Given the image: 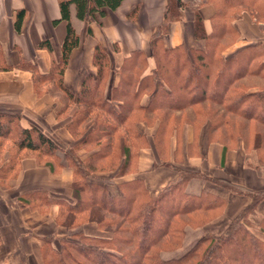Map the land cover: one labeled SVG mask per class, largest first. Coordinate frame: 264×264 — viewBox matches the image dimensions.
Masks as SVG:
<instances>
[{"label": "trees", "instance_id": "obj_1", "mask_svg": "<svg viewBox=\"0 0 264 264\" xmlns=\"http://www.w3.org/2000/svg\"><path fill=\"white\" fill-rule=\"evenodd\" d=\"M121 2L59 0L66 32L59 54L52 57L45 72L24 60L8 64L0 51V71L29 70L35 92L40 93L39 81L50 82L60 92L62 105L55 112L57 119L71 111L64 127L75 140L72 145L59 144L33 124H22L16 113L0 112V138L11 140L16 150L33 152L50 172L71 170L74 202L40 190L19 197L23 205L34 209L58 207L54 222L64 227L65 233L41 238L42 264H264V216L257 212L264 191L251 192L226 180H215L229 191L251 196V202L218 235L206 233L181 256L162 259L161 251L180 246L186 226H203L217 218L226 197L205 190L187 193L185 184L193 174L182 170L155 195L148 192L140 177L120 181L118 191L110 193L104 177L98 174L117 168L116 175L134 172L139 150L149 145L147 134L137 127L140 122L155 126L151 138L156 151L165 150L181 126L189 123L182 120L185 112L196 135L204 126L195 122L196 116L208 115V141L221 143L224 151L242 142L244 150H253L258 163L264 164V48L254 43L223 55L236 36L232 20L257 2L259 8H253L251 14L264 20V0H200L214 8L209 30L200 14H194L193 35L203 40V46L181 43L164 47L162 37L168 24L180 19L189 3L167 0L148 53L132 50L114 65L108 52L95 44V73L85 72L79 91L72 92L63 82L70 53L79 44L72 18L83 21L95 13L103 14L105 9L114 10ZM137 8L134 6L127 16L135 18ZM24 14L23 9L16 11L13 24L17 31ZM38 47L52 51L48 39L40 41ZM66 219L71 224L64 223Z\"/></svg>", "mask_w": 264, "mask_h": 264}, {"label": "crops", "instance_id": "obj_2", "mask_svg": "<svg viewBox=\"0 0 264 264\" xmlns=\"http://www.w3.org/2000/svg\"><path fill=\"white\" fill-rule=\"evenodd\" d=\"M188 2L182 10V17L168 24V30L162 37L164 47L181 43L192 47L203 46V40L195 39L193 35L194 14H200L206 30H209V18L214 8L210 3H200V0ZM166 3L167 0H122L116 9H105L103 14L95 13L83 21L73 17L79 44L70 53L63 76L64 85L77 93L83 74L95 73L92 64L95 44L108 52L114 65H118L132 50L142 49L148 53L150 38L162 22ZM258 4H254V10L256 7L258 10ZM136 5V17L129 18L127 12ZM253 8L247 6L232 20L236 36L225 48L223 55L254 43L264 48V20H258L251 14ZM19 9H23L25 14L17 31L13 23ZM65 32L66 22L60 19L59 0H0V51L8 64L16 65L24 60L35 63L41 72L47 71L52 57L59 54ZM45 39L51 43V52L38 47V43ZM30 78L31 72L22 68L0 71V112L16 113L22 124H33L47 135L55 137L59 143L72 145L75 140L64 127L65 120L55 116L59 100L49 95L36 98ZM137 127L147 134L149 145L139 150L134 172L123 176L115 172H110L109 176L102 175L110 193L118 191L117 184L120 181L140 177L148 192L155 195L177 176L178 170H182L193 174L185 184L187 193L199 194L205 190L226 197L224 209L217 218L200 227L184 228L183 244L180 247L182 252L206 233H221L223 227L252 200L245 193L221 187L215 180H226L251 192L264 191V164L258 163L255 153L246 152L242 142L224 151L221 143L206 139V126L196 135L193 127L184 123L165 150L156 151L151 138L155 126L148 127L140 122ZM23 169L35 172L40 168L31 159H26L23 160ZM42 170L45 177L55 179V185L34 184L17 195L40 190L50 197L64 198L71 203L75 201L69 168H63L57 174H52L46 168ZM17 195L0 191V264H42L39 254L41 238L50 234L63 235L65 228L57 226L53 221L56 205H51L49 214L42 216L22 207L17 201ZM257 212L259 216H264V199L259 202ZM30 218L35 223H31ZM214 226H220L222 230L217 227L214 229ZM174 252H162L161 256ZM171 256L174 255L167 257Z\"/></svg>", "mask_w": 264, "mask_h": 264}, {"label": "rangeland", "instance_id": "obj_3", "mask_svg": "<svg viewBox=\"0 0 264 264\" xmlns=\"http://www.w3.org/2000/svg\"><path fill=\"white\" fill-rule=\"evenodd\" d=\"M194 1L197 2V0H194ZM30 81L33 82L31 78H30ZM37 86H38L40 93L35 92V90L33 88V83H32V88H33L34 95L36 96V98H40L44 95H49V96H52L54 98L56 97L59 100V97L61 96L60 92L50 82L47 83V82L39 81ZM59 102H60V105H59V107H60L62 104H61L60 100H59ZM70 106H71V108L73 107L72 105H70ZM207 106H205V107H207ZM69 113H68V115H65L63 117V120H65V121L68 120V118L70 116ZM178 115H180V114H178ZM185 115H186V112L183 115L182 120H185V122H189L188 124H190L191 122L188 121L187 119H185V117H186ZM229 117L231 119H237L233 116H229ZM192 119H194V118H191V120ZM236 121L239 122L241 120H236ZM195 122L203 123V125L206 126L209 123V117H208V115L196 116ZM191 124H193V123H191ZM252 125L253 124H248L247 126L252 127ZM49 126H50V124H48V127ZM55 141L59 143L58 140H55ZM59 144H61V143H59ZM249 152L255 153L253 150H250V149H249ZM26 159H31L33 161V163L36 165V167H39L40 169L35 170V172L30 171V170L25 171L23 169V160H26ZM42 159H44V158H42ZM41 168L42 169L43 168L48 169L47 166L43 165L42 160H39V161L36 160L33 152H30L28 150H22V151L16 150V147L13 145L11 140L5 139V138H0V191L1 192H5V193L9 192L10 194L14 193V195H17L19 192L26 190V189H29L30 186L34 185V184L48 183V184H52V185L54 184L55 185V183H56L55 179L45 177L43 175V172H42L43 170ZM118 170H119L118 168L113 170V171H108V170L103 169V170H100L98 172V174L104 175V176H109L110 172L117 173V172H119ZM61 172H62V170H57V171L51 172V173L57 174V173H61ZM71 177H72V174H71ZM22 195H24V194L20 193L19 195H17V201H19V204L22 207H27L30 210H32V212L34 211L35 214L37 213V214L42 215V216L49 214L50 208L52 206H48V207L41 206L39 209H34L32 206H28V205L25 206V205H23L22 202H20V199H19V197ZM24 199H26V198H24ZM55 213H56L55 214V217H56L58 214V207H56ZM30 219H31V223H35L34 222L35 220L33 218H30ZM64 223L71 224L70 222L67 221V219L64 221ZM36 224H38V223H36ZM227 225L225 226V228L223 227V230H222V228H219L220 226H214V229L217 227L216 229H220V230L224 231L226 229ZM198 227H200V226H198ZM62 228H64V227H62ZM191 228H196V227H191ZM218 234H219V232L215 233V235H218ZM183 239H184V236H183ZM183 239H182L179 247H177L173 250H169V251H161L160 257L162 259L179 257L183 253H185L187 250H189L197 241V240L194 241V243L192 245H190V247L188 249H186L185 251L182 252V250H180V247H182ZM39 251H40V249H39ZM173 251H175L173 254L172 253L171 254H163V257L161 256L162 252H173ZM177 254H179V255H177ZM170 255H174V256L167 257Z\"/></svg>", "mask_w": 264, "mask_h": 264}]
</instances>
